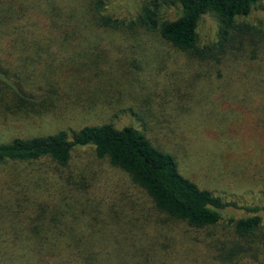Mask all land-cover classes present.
<instances>
[{
	"label": "rangeland",
	"instance_id": "1",
	"mask_svg": "<svg viewBox=\"0 0 264 264\" xmlns=\"http://www.w3.org/2000/svg\"><path fill=\"white\" fill-rule=\"evenodd\" d=\"M144 4L106 0L104 14L121 26L88 28L87 43H50L36 52L26 46L18 56L0 50L8 79L25 83L30 101H0V144L85 125L130 126L170 154L184 178L238 208L201 229L172 220L92 146L75 149L63 167L41 159L0 165L2 174L27 180L35 203L58 210L50 217L116 239L102 241L121 257L111 264H264V226L246 238L228 222L255 214L246 207H264V39L240 30H264V0L237 19L223 45L217 18L205 14L196 40L211 49L205 57L130 25ZM180 13L167 9L165 17Z\"/></svg>",
	"mask_w": 264,
	"mask_h": 264
},
{
	"label": "trees",
	"instance_id": "2",
	"mask_svg": "<svg viewBox=\"0 0 264 264\" xmlns=\"http://www.w3.org/2000/svg\"><path fill=\"white\" fill-rule=\"evenodd\" d=\"M105 3L106 0H0V50L4 54L11 48L8 55L18 56L26 46L36 52L50 43H87L88 28L121 26L104 14ZM260 3L261 0H145L135 23L130 25L157 31L174 48L205 57L211 49L196 46L197 27L205 14L217 18L219 45H223L228 32L237 27V19L248 16ZM171 8L181 12L173 20L165 17V11ZM240 30L264 39V30L247 25ZM7 63L8 67L12 64ZM8 73L0 63V90L5 93L0 94V101L6 96L13 103L30 102L22 90L25 83L20 79L10 81ZM84 146H92L97 158L107 159L125 172L158 212L189 227L215 226L225 209L238 208L236 203L226 202L184 178L170 154L158 150L141 131L130 126L118 129L110 123L85 125L76 131L14 138L0 144V165L49 159L63 167L72 152ZM30 190L27 180L6 177L0 168V264H111L121 259L103 248V240L112 245L116 239L101 238L96 233L88 236L62 219L50 217L52 213L47 212L58 210L45 211L47 206L35 203ZM245 210L255 214L238 220L229 218L228 222L238 236L249 238L264 226V218L256 215L264 212V207ZM261 244L264 246V239ZM122 260L127 263L125 257Z\"/></svg>",
	"mask_w": 264,
	"mask_h": 264
}]
</instances>
